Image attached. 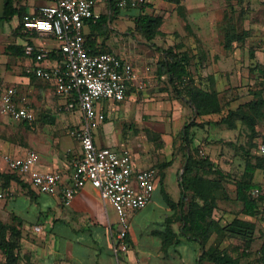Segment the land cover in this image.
<instances>
[{"label": "crops", "instance_id": "crops-1", "mask_svg": "<svg viewBox=\"0 0 264 264\" xmlns=\"http://www.w3.org/2000/svg\"><path fill=\"white\" fill-rule=\"evenodd\" d=\"M52 1L12 0V8L16 12L7 17L8 0H0V91L2 93L6 88L14 87L15 100L20 105L28 106L36 115L33 122L27 123L15 120L0 110V221L11 227L4 232L0 231V237L9 239L12 244L17 243H14L9 255L5 248L0 247V264H213L203 254L210 246L226 249L232 256L239 257V264H250L245 260L250 257L247 256L249 252H256L262 247L264 226L255 217L244 213L237 214L243 208L242 202L235 198V181L239 178L235 176V165L239 164L236 161L238 155H231L227 145L222 142L211 144L215 140L236 141L238 131L219 122L224 110L221 114L196 117L193 107L177 95L169 81V90L166 93L170 91L171 97L168 100L161 98L165 91L159 90L157 72L145 63L144 55L139 56L132 35L140 34L135 29V17L141 11L162 16L163 24L172 16L180 18L184 24L185 17L191 21L194 4L190 0L182 1L185 17L179 13L175 4L166 0H143L134 8H116L113 7L112 0H96V17L88 20L84 26L85 43L89 47L96 51L113 52L133 62L140 79L143 78L146 82L143 89H139L134 82L130 83L123 101L104 100L97 104L105 112L106 120L94 132L95 143L117 150L127 147L130 128L127 123L132 121L144 129L147 124L146 115L152 117L151 124H160L157 131L161 133V140L164 142V148L161 149L163 151L159 153L149 150L137 153L132 150L137 167L157 166L159 172L151 201L145 208L133 210L129 214L131 227L127 240L130 247L127 251L115 252L117 213L112 205L104 204L96 189L91 186L80 189L66 205L59 194L41 193L34 189L28 171L20 172L12 167L13 159L33 155L34 169L58 171L68 180L73 159L80 153L79 141L70 132L80 123V112L66 107L67 98L56 92L52 82L36 76L34 68L38 62L34 56L25 52L27 45L45 47L50 55L40 64L51 67L58 61L60 41L56 37L26 31L24 25H21L22 16L24 20L25 16L34 15L37 7L48 5ZM218 1V5L222 4L225 8L226 1ZM101 17L104 20L97 23L96 20ZM91 25H106L102 30H107L108 33H99ZM162 26L161 30L165 32ZM185 26L207 46L208 35L205 37L201 33L203 25ZM212 27L215 28L216 25H209V30ZM189 39L194 41L191 36ZM154 41L155 38L151 40ZM179 42L182 41H177ZM190 56L192 76L202 78V83L204 79L207 82L205 85L197 84L209 88V79L212 76L216 88L223 91V65L214 64L213 69L207 66L208 55L207 58L203 53L199 57H192L190 53ZM153 96H160L161 101L155 102L159 97ZM192 117H196L198 123L212 121L209 135L206 132L201 133L202 130L196 127L191 130L199 138L208 136L211 143L206 144L203 152L219 168L231 173L228 182H224L230 198L228 203L233 207L239 206L235 210L229 205L222 206L219 203L214 217L222 227L237 216L257 222L254 241L245 251L242 250V239L239 237L215 232L204 249L198 240L190 238L182 231L185 207L180 206L183 201L180 179L184 157L175 151V140L176 137L181 139L185 125ZM158 118L168 119L169 125L164 122L157 123L155 119ZM120 125L122 129L118 130ZM194 142L196 145L201 144L199 139H194ZM167 163L169 164L166 165ZM170 173L177 177V185L173 180L169 181ZM255 182L264 184L263 170L256 171ZM174 185L175 193L172 196L169 190L172 191ZM158 191L160 193L157 194ZM37 226L40 229H36ZM256 264H260L259 261Z\"/></svg>", "mask_w": 264, "mask_h": 264}, {"label": "built area", "instance_id": "built-area-1", "mask_svg": "<svg viewBox=\"0 0 264 264\" xmlns=\"http://www.w3.org/2000/svg\"><path fill=\"white\" fill-rule=\"evenodd\" d=\"M143 0H117L119 8L137 7ZM96 0H53L36 8L34 15L24 19L26 31L51 35L60 41V59L54 66L40 63L48 59L50 51L27 45L25 52L38 62L34 68L37 77L54 84L56 92L67 98L66 107L80 112V123L70 132L79 141L80 153L73 159L68 180L58 171L34 169V157L15 158L12 166L20 172L30 173V182L41 193L59 194L68 205L75 194L86 186L99 193L104 204H110L117 213L115 252L130 247L129 214L145 208L153 197L158 168L137 167L131 150H120L95 143L94 132L106 120L104 111L97 104L104 100L123 101L130 83L139 89L145 87L133 62L109 51L93 53L84 39L86 21L96 17ZM147 69H150L147 67ZM16 89L6 88L0 94V110L15 120L32 122L35 112L16 100ZM264 155V143L260 145ZM259 198V219L264 224V184L253 189ZM36 229H40L39 226Z\"/></svg>", "mask_w": 264, "mask_h": 264}, {"label": "trees", "instance_id": "trees-1", "mask_svg": "<svg viewBox=\"0 0 264 264\" xmlns=\"http://www.w3.org/2000/svg\"><path fill=\"white\" fill-rule=\"evenodd\" d=\"M166 1L175 4L179 13L185 17L182 5L183 0ZM225 1L227 2L229 0ZM112 5L113 7L119 8L117 6V0H112ZM6 11L7 17L16 12L15 9L12 8V0H8ZM227 19L228 15L225 16V20ZM103 20L104 19L101 17L96 21L98 23ZM225 20L222 22L223 25H229ZM163 21V17L160 15L141 11L135 17V29L146 40L151 41L157 36L164 34L161 30ZM21 25H24L23 16ZM103 27L106 28V25H91V28L99 33H108L107 30L106 32L102 30ZM248 35V31H238L234 27L227 26L224 34V47L226 49H232L235 43H243ZM86 45L89 47L87 43ZM89 48L93 53L105 52L96 51L92 47ZM162 53L163 59L158 65L159 74H165L167 76L168 81L173 85L177 95L182 97L193 107L195 116L221 114L224 110V105L219 91L214 85L209 88H203L195 82L190 71L191 56L189 51L185 48L184 43L179 42L173 46H169L163 49ZM58 57L59 60L61 54H59ZM195 118L192 117L191 121L186 123L181 136V148L185 150V161L180 179L183 200L180 206L183 208L185 207L183 211L184 224L182 225V231L190 238L198 240L204 249L212 234L215 232L218 234L225 233L232 237H239L242 239V250L245 251L246 248L251 247L254 241L257 222L237 216L226 226L222 227L219 220L214 217V212L218 207L217 201L220 191H223L226 196H229L228 188L225 186L224 182L230 177L231 173L223 171L210 156H202L200 154V148L194 147L190 130L192 125L196 122ZM262 118L264 119V94L258 91L254 93L252 99L239 104L235 108L230 107L227 113L222 115L219 122L227 125V127L231 129L238 128L241 122V124L248 127L251 131V135L255 136L258 131V123ZM23 122L29 123V121L25 120ZM244 152V171L235 181V198L243 204L242 213L259 219V198L253 196L252 191L255 187L263 184L255 182V173L257 170H264V155L261 156L250 153V151ZM168 164L169 163L166 165ZM210 175L215 176L209 177ZM165 197L168 199L166 193ZM260 222L263 224L261 220ZM263 228L262 247L264 249ZM8 229H11V227L0 221V231L4 232V230ZM14 243L17 244L16 242ZM14 243L12 244L9 239L3 236L0 237V247L5 248L7 255H9L12 247L15 246ZM203 254L208 260L213 262V264L240 263L239 257L232 256L226 249L221 250L218 246H210ZM260 261L261 264H264V257L261 256Z\"/></svg>", "mask_w": 264, "mask_h": 264}, {"label": "rangeland", "instance_id": "rangeland-1", "mask_svg": "<svg viewBox=\"0 0 264 264\" xmlns=\"http://www.w3.org/2000/svg\"><path fill=\"white\" fill-rule=\"evenodd\" d=\"M190 1L194 4L192 5L194 13L191 15V18L193 19L189 21L185 17V24L176 16H172L167 19L162 26V29L165 30V32L155 38L156 42L147 41L138 33L132 34L135 38V43L137 44L139 56L140 54L144 55L145 63L147 62L151 68L155 69V73L157 72L158 78L156 80L159 83L158 85H160L159 90L160 92L165 91V95L161 98L168 100V98L171 97L170 91L168 94L166 93V90H169L168 78L165 74L160 75L158 71L159 62L163 59L162 50L175 45L179 40L184 43L186 49L192 54V57H199L201 53H203L206 58L208 55L209 63L207 66H211L215 69L214 64L223 65L224 69L221 74L222 76L224 74V78L222 79L225 83L224 90L219 91L218 88L217 90L221 95L225 113H227L230 107L235 108L239 104L252 99L255 92L261 91L264 94V0H229L226 2L225 8H223L222 4L218 5V0H200V3H198L199 0ZM226 15H228L227 20H225ZM224 20L228 22L229 25H223L222 22H224ZM185 25H203L201 33L205 35V37L208 35L207 46H205V44L201 42L197 36L190 33ZM209 25H216V27H212V31L209 30ZM227 26L234 27L238 31H248L249 35L245 38L243 43H235L232 49H226L224 47V34ZM190 36L193 38V42L189 39ZM217 37L219 38V41ZM219 60H221V62H219ZM193 79L196 83L198 82L203 85L207 84L205 79L203 83L202 78L194 76ZM213 85L216 87L215 79L211 76L209 79V87ZM153 97H159V99H156L155 102L158 100L161 101L160 96ZM151 118L152 117L150 115L145 116L147 124L144 129L142 126L138 127L132 123V121L127 123V126L129 125L130 128L126 144L131 150L132 155L133 151H137V153L146 152L147 150L152 153H159L160 151H163L161 149L164 148V142L161 140V133L157 131V127L159 128L160 124L152 123V125ZM155 121H157V123H168L169 125L168 119L161 120L158 118L155 119ZM211 123L212 121L204 120L201 124H198L196 121L192 127H196L198 130H202L201 133L206 132V134L209 135V126ZM225 126L227 127V125ZM257 128L258 131L256 135L253 136L251 135V131L248 127L240 122L238 128H236L238 131L237 140L233 142L215 140L211 143V141H208V136L199 138L200 136H198L196 132H192L191 130L190 133L192 135L191 138L193 142L194 139L201 140L200 145H196L195 142L193 145L195 148H200V154L202 156L207 155L203 152V148L206 144H216L221 142L226 144L232 153L231 155H233V153L238 155L236 161H239V164L235 165V176L240 177L243 174L245 165L244 151H250V153L263 156L260 151V145L264 143L263 118L258 123ZM121 129L122 127L120 125L118 130ZM180 140L181 139L176 137L175 151H177L180 156L184 157L185 150L181 148ZM184 161L182 162V166ZM213 176L215 175H210L209 177ZM168 177L169 181L173 180V182L177 185V177L175 175L170 173ZM226 182H228V180H226ZM170 185H172V183H170ZM169 192H171L172 196H174L175 185L174 189H172V191L169 190ZM158 193L160 192L158 191L157 194ZM218 196L217 206H219V203L222 204V206L226 204L235 210L239 207H237V205L233 207V205L228 203L230 198L229 196H226L223 191H220ZM217 208L219 209V207ZM237 214L242 215V210L239 209ZM247 256L250 257L246 259L245 262L249 261L250 264H256V261H259L261 264L260 259L261 256L264 257V249L263 247L260 249L258 248L256 252L251 251Z\"/></svg>", "mask_w": 264, "mask_h": 264}]
</instances>
